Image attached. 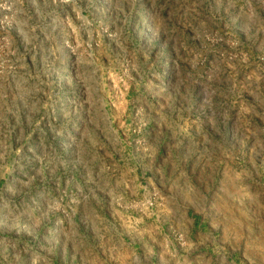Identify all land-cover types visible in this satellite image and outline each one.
<instances>
[{"label":"rangeland","instance_id":"374dc122","mask_svg":"<svg viewBox=\"0 0 264 264\" xmlns=\"http://www.w3.org/2000/svg\"><path fill=\"white\" fill-rule=\"evenodd\" d=\"M0 264H264V0H0Z\"/></svg>","mask_w":264,"mask_h":264}]
</instances>
